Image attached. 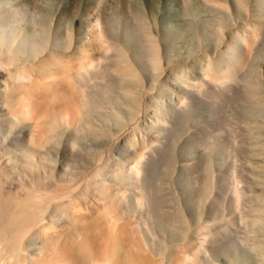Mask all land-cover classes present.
<instances>
[{
  "label": "bare ground",
  "instance_id": "bare-ground-1",
  "mask_svg": "<svg viewBox=\"0 0 264 264\" xmlns=\"http://www.w3.org/2000/svg\"><path fill=\"white\" fill-rule=\"evenodd\" d=\"M10 10H0V112L1 121L21 129V135L0 139V264H264L263 175L251 176L260 182L247 189L250 195L243 186L230 184L234 193L228 199L222 197L226 212L219 219L210 212L209 203L221 198L205 194L202 185L198 199L186 211L185 224L179 221L170 230V219L146 202L151 183L143 166L152 157L145 154L161 141L167 116L159 104L160 93L149 94L143 85L129 84L133 81L128 77L137 78L141 71L139 63L132 58L126 61L117 52L111 54L116 43L109 42L108 26L95 14H81V27L74 28L75 34L68 39L65 33L38 37L41 28L37 24L12 27ZM104 60L114 70L110 78L124 85L118 83L127 98L122 102L126 114L116 102L108 110L114 114L107 113L108 104L96 109L89 98L96 93H88L91 81L102 82L106 76L107 69L97 73ZM241 61L235 63L240 68ZM178 69L185 71L186 66ZM233 71L226 62L209 61L202 76L212 86L234 83ZM108 123L115 126V138L125 146V156L96 161L84 155L78 140L92 135L104 142ZM61 135L67 136L61 151L64 162L55 143ZM237 180L241 183L240 177ZM241 192L256 195L253 204L248 203L249 215L242 214L245 225L235 221L239 209L244 211V204L237 202H248L253 195L243 200ZM152 218L157 223L148 226ZM31 243H39L33 256L26 251ZM237 244L248 252L239 253Z\"/></svg>",
  "mask_w": 264,
  "mask_h": 264
},
{
  "label": "rangeland",
  "instance_id": "rangeland-1",
  "mask_svg": "<svg viewBox=\"0 0 264 264\" xmlns=\"http://www.w3.org/2000/svg\"><path fill=\"white\" fill-rule=\"evenodd\" d=\"M18 4L20 8L14 9ZM168 4L169 8L165 11L163 8ZM1 8L11 9L8 12L10 26L37 24L41 28L38 37L48 38L65 33L71 39L75 34L74 28L81 27L78 17L81 14H95L108 26L111 32L109 42L116 43L115 49L111 50L114 52L110 53H120L124 60L132 58L139 63L141 71L137 74L138 79L128 77L133 81L129 84H141L149 94L160 93L159 104L167 116L158 138L161 141L154 150L152 148L145 154L152 157V161L143 166L151 183L146 202L154 205L156 213L170 219L171 224L167 227L170 230L177 228L179 221L185 224L186 211L191 201L198 199L202 185L205 194L215 195L216 198L220 196V202L209 203L210 212L217 214L214 218L219 219L226 212L221 205L222 197L228 199L234 193L232 185L243 186L244 191H248L245 193L250 195L249 190L260 182L251 178L255 175L264 177V0H0ZM254 36L257 37L256 41ZM57 42L60 43V40ZM145 55L149 56L147 60ZM243 56L246 58L242 59ZM107 61H102L101 67H98L102 73L97 68L100 75L107 69L104 80L100 82L94 79L95 83L91 81L88 87L89 94L96 92L94 94L100 96L92 93L89 98L91 96L96 109L108 104L107 113L114 114L109 111L115 104L126 114L127 110L122 104L127 99L126 95L119 87L118 83L121 82L110 78L114 70ZM209 61L229 64L234 70L231 79L234 83H213L212 86V82L202 76V69ZM236 61L243 62L244 66L240 62L241 68L238 67ZM181 65L186 66L185 71L178 69ZM235 67L239 68V72ZM97 82L99 85L95 87ZM166 86L168 90L163 91ZM98 97L102 99L97 100ZM1 117L0 112V139L18 138L21 129L7 125L1 121ZM245 123L250 125L244 126ZM108 125L110 127L107 128L104 142L99 143L92 135L78 140L77 145L84 155L96 161L125 156V146L115 138V126ZM197 130L200 133L199 141L195 136ZM66 137L61 135L55 138L62 162L64 157L61 151ZM239 177L241 183L236 181ZM211 188L214 191L211 192ZM242 194L240 198L243 200L253 195V201L244 200L245 203L239 199L238 205L247 204L248 208L242 205L244 211L239 209L242 213L239 211L232 219L245 225L242 214L245 216V213L251 212L249 206L256 195ZM232 201L236 205L234 198ZM164 203L168 205L167 208L161 207ZM199 203H203V198ZM129 212L125 210V214ZM230 222L228 220L229 225ZM154 223H157V218H152L147 225ZM237 245L239 253L248 252L244 246ZM26 251L32 256L36 255L39 243L28 244Z\"/></svg>",
  "mask_w": 264,
  "mask_h": 264
}]
</instances>
